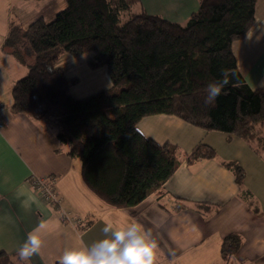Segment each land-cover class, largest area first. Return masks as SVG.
I'll return each mask as SVG.
<instances>
[{
    "label": "trees",
    "instance_id": "trees-1",
    "mask_svg": "<svg viewBox=\"0 0 264 264\" xmlns=\"http://www.w3.org/2000/svg\"><path fill=\"white\" fill-rule=\"evenodd\" d=\"M256 1L198 0L185 25L147 14L139 0H65L50 22L39 18L23 28L11 20L3 49L21 63L32 60L12 85L10 112L49 124L67 155L80 160L88 189L115 209L139 204L179 165L175 147L159 145L136 129L144 117L171 115L206 131L234 135L260 153L264 86H247L231 51L252 27ZM89 52V66H103L114 91L74 99L72 80L56 62L63 53ZM223 69L229 70L230 84L214 105H206L205 88ZM214 156L200 143L186 161ZM226 167L240 185L243 170L231 163ZM240 244L238 235L225 236L221 258L227 261ZM0 264L14 263L0 252Z\"/></svg>",
    "mask_w": 264,
    "mask_h": 264
},
{
    "label": "crops",
    "instance_id": "crops-1",
    "mask_svg": "<svg viewBox=\"0 0 264 264\" xmlns=\"http://www.w3.org/2000/svg\"><path fill=\"white\" fill-rule=\"evenodd\" d=\"M142 10L185 25L198 0H139ZM65 0H0V252L23 264L16 249L41 221L43 247L31 264H57L68 248L91 245L105 238V222L139 223L158 242L156 264H264V149L257 153L234 135L206 131L181 119L158 114L142 118L136 129L159 145L175 147L179 165L156 192L133 207L109 208L85 185L81 162L67 155L55 130L24 114H12L11 88L31 62L21 63L2 45L9 22L27 28L41 18L50 22L65 8ZM236 67L251 90L264 86V0L255 3L254 23L246 36L231 44ZM215 156L186 157L198 144ZM243 170L239 185L226 164ZM30 176L49 179L60 208L44 203L27 182ZM249 195L244 196L242 193ZM197 204H203L201 209ZM63 213L64 216L61 214ZM236 234L241 244L224 261L220 247Z\"/></svg>",
    "mask_w": 264,
    "mask_h": 264
},
{
    "label": "clouds",
    "instance_id": "clouds-1",
    "mask_svg": "<svg viewBox=\"0 0 264 264\" xmlns=\"http://www.w3.org/2000/svg\"><path fill=\"white\" fill-rule=\"evenodd\" d=\"M229 84V70L223 69L220 78L207 84L204 103L214 105ZM45 228V222L41 221L17 247L16 256L23 264H31L32 258L41 253ZM102 231L105 238L90 246L81 241V247L66 248L57 264H156L159 246L150 228L135 222L125 226L105 222Z\"/></svg>",
    "mask_w": 264,
    "mask_h": 264
},
{
    "label": "rangeland",
    "instance_id": "rangeland-1",
    "mask_svg": "<svg viewBox=\"0 0 264 264\" xmlns=\"http://www.w3.org/2000/svg\"><path fill=\"white\" fill-rule=\"evenodd\" d=\"M92 57L91 52L77 57L63 53L57 59V67H61L65 76L72 80L69 91L74 99H82L102 90L109 93L114 91L105 68L89 66L88 60Z\"/></svg>",
    "mask_w": 264,
    "mask_h": 264
},
{
    "label": "built area",
    "instance_id": "built-area-1",
    "mask_svg": "<svg viewBox=\"0 0 264 264\" xmlns=\"http://www.w3.org/2000/svg\"><path fill=\"white\" fill-rule=\"evenodd\" d=\"M0 110H2L1 105ZM27 182L38 193L39 197L44 203L56 208H60V199L53 188V183L51 180L38 176H30L27 179ZM61 214L64 216L63 213Z\"/></svg>",
    "mask_w": 264,
    "mask_h": 264
}]
</instances>
